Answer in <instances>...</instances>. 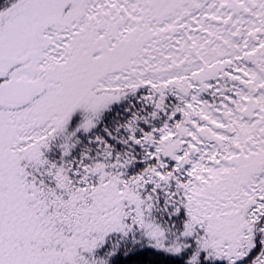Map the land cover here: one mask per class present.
<instances>
[{
	"label": "snow or ice",
	"instance_id": "1",
	"mask_svg": "<svg viewBox=\"0 0 264 264\" xmlns=\"http://www.w3.org/2000/svg\"><path fill=\"white\" fill-rule=\"evenodd\" d=\"M0 264H264V0H0Z\"/></svg>",
	"mask_w": 264,
	"mask_h": 264
}]
</instances>
